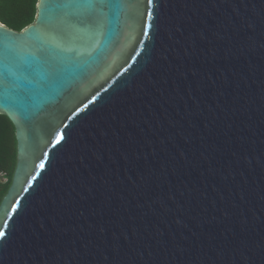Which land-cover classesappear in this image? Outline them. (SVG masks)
Masks as SVG:
<instances>
[{"label": "water", "instance_id": "water-1", "mask_svg": "<svg viewBox=\"0 0 264 264\" xmlns=\"http://www.w3.org/2000/svg\"><path fill=\"white\" fill-rule=\"evenodd\" d=\"M111 3L102 35L87 0L0 22V264H264V0Z\"/></svg>", "mask_w": 264, "mask_h": 264}, {"label": "trees", "instance_id": "trees-1", "mask_svg": "<svg viewBox=\"0 0 264 264\" xmlns=\"http://www.w3.org/2000/svg\"><path fill=\"white\" fill-rule=\"evenodd\" d=\"M39 0H0V22L21 32L37 17ZM17 140L13 123L0 115V205L7 195L17 166ZM6 178V182L2 181Z\"/></svg>", "mask_w": 264, "mask_h": 264}, {"label": "snow or ice", "instance_id": "snow-or-ice-1", "mask_svg": "<svg viewBox=\"0 0 264 264\" xmlns=\"http://www.w3.org/2000/svg\"><path fill=\"white\" fill-rule=\"evenodd\" d=\"M154 0H148V4L152 5ZM87 6L89 11L84 16H77L74 18L75 23H80L88 26L89 28L94 29L98 34L102 35L104 30V20L106 18L105 8H111V0H87ZM151 15V13H149ZM2 56H6L10 60L11 64L14 67L12 72V79L14 84L17 81V77L21 78V83H24L25 86H28V79L32 76L35 68L30 63L21 62L19 55L14 48L7 49ZM49 71L51 73H56L58 68L54 64H49ZM41 168L44 167L43 164L40 165ZM6 227V225H5ZM6 233L3 230H0V240L5 238Z\"/></svg>", "mask_w": 264, "mask_h": 264}, {"label": "rangeland", "instance_id": "rangeland-1", "mask_svg": "<svg viewBox=\"0 0 264 264\" xmlns=\"http://www.w3.org/2000/svg\"><path fill=\"white\" fill-rule=\"evenodd\" d=\"M2 181H3V182H6L7 180H6V178H5V177H2Z\"/></svg>", "mask_w": 264, "mask_h": 264}]
</instances>
